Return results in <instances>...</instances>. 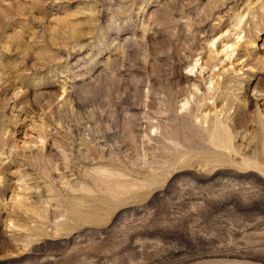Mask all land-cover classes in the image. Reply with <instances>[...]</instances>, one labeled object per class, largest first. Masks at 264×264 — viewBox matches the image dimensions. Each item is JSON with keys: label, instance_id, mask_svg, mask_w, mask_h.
<instances>
[{"label": "rangeland", "instance_id": "374dc122", "mask_svg": "<svg viewBox=\"0 0 264 264\" xmlns=\"http://www.w3.org/2000/svg\"><path fill=\"white\" fill-rule=\"evenodd\" d=\"M259 114L264 0H0V264H264Z\"/></svg>", "mask_w": 264, "mask_h": 264}, {"label": "bare ground", "instance_id": "6f19581e", "mask_svg": "<svg viewBox=\"0 0 264 264\" xmlns=\"http://www.w3.org/2000/svg\"><path fill=\"white\" fill-rule=\"evenodd\" d=\"M212 44L214 45L215 44V41H213ZM195 65L196 64H194V66ZM257 119H258V122L260 123L261 127L264 129V116H262V115L259 114ZM9 226H10V224H9Z\"/></svg>", "mask_w": 264, "mask_h": 264}]
</instances>
